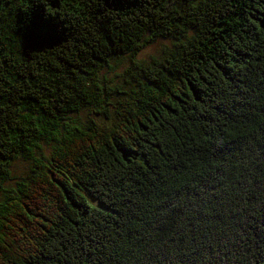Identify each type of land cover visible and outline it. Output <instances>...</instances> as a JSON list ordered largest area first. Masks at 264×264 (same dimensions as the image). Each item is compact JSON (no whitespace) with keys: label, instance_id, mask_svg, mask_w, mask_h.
<instances>
[{"label":"trees","instance_id":"1","mask_svg":"<svg viewBox=\"0 0 264 264\" xmlns=\"http://www.w3.org/2000/svg\"><path fill=\"white\" fill-rule=\"evenodd\" d=\"M0 264H264V0H0Z\"/></svg>","mask_w":264,"mask_h":264},{"label":"rangeland","instance_id":"2","mask_svg":"<svg viewBox=\"0 0 264 264\" xmlns=\"http://www.w3.org/2000/svg\"><path fill=\"white\" fill-rule=\"evenodd\" d=\"M171 40H159L151 45L147 46L144 50H142L139 54V58L142 60L150 61L151 58H159L164 50L165 46H170ZM128 56H124L119 58L118 60H114V68L113 70L109 71L107 74L105 73L106 77L110 80L119 81V73L124 69V67L128 63ZM127 67V66H126ZM125 67V68H126ZM28 167V163L24 161H17L13 164V173L19 177L23 175Z\"/></svg>","mask_w":264,"mask_h":264}]
</instances>
